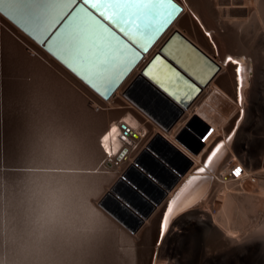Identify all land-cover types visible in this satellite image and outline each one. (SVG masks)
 Returning a JSON list of instances; mask_svg holds the SVG:
<instances>
[{
	"label": "bare ground",
	"instance_id": "6f19581e",
	"mask_svg": "<svg viewBox=\"0 0 264 264\" xmlns=\"http://www.w3.org/2000/svg\"><path fill=\"white\" fill-rule=\"evenodd\" d=\"M251 1L255 21L263 23L264 0ZM180 3L183 7V13L178 19L181 21L187 39L209 58L214 55L216 60L217 57L220 65L219 71L208 83L214 95L211 104L215 108L218 105L224 110L228 107L224 99H228L235 104V109L229 114L227 113V115L215 113L213 106V109H206L204 111L203 106L205 103L203 100L205 98L198 94L187 108H183V114L171 129L165 130L123 93V106L122 111L119 112L120 116H117L113 121L111 120L112 122L102 133H99L101 135L104 134L101 142L102 148L106 151V155H108L107 151H110L107 159L113 160V158H116L114 161L115 172L121 171L127 166L126 169L128 171L134 173L133 168H135L143 176L148 178L146 181L135 173V175H131V180L133 179L132 181L136 182L139 187L132 184L130 186L133 187L132 189L138 193L144 202L134 197L136 194L132 189L126 190V200L131 201L133 206L137 207L142 214H138L131 208V212L125 217L127 220H125L126 225L122 222L123 219H119L124 224L123 227H128L131 230L129 234L127 231H124L123 235H127L128 240H130L129 243L132 244L130 246L132 247L135 244L137 246L138 244L149 245L151 237L153 236V225L157 221L158 213L161 212L159 216L158 240L160 239L159 242L161 243L163 241V244L158 248L159 257L156 261L157 264H264V235L245 234L246 236L242 235L243 237L236 238V235L227 231V227L224 225V221L215 207L216 203H220L219 194L226 191L227 188L231 186L235 187L238 184L246 186L253 183L256 176L260 174L249 172L253 171L256 165H258L256 169L260 167L264 171V130L261 133L256 132V125L260 117L264 116V109L261 106V100L264 101V57L261 59L259 56L229 52L224 48L223 43H225V40H222V38L226 36L222 34V28H219V25L212 23L213 17L209 12L212 11L211 1L200 0L198 3L197 0H180ZM193 13H195V16ZM201 26L204 31L200 29ZM189 31L194 32L197 38L195 36L194 38ZM203 32H209L210 36L207 37H212V40L217 45V50L215 51L217 54L213 52L214 50L211 48L212 45L209 43V38ZM254 45L257 48H262L264 52L263 27L259 30L254 40ZM228 55H231L233 58L236 57V59L241 61L242 66L246 67L245 72L241 73L244 76L243 89L240 88L238 83L237 66L232 65L230 62L226 63L225 58L226 56L229 57ZM242 57L251 58L253 65ZM250 76L251 79L249 80ZM41 87L39 88L41 97H47V101L42 104V107H44L43 115H50L48 120H45V118L42 120H45L43 123L46 125V130L48 133H51V129L53 128L52 120L54 121L51 115L55 116L56 114L52 111L55 108L52 103L53 99H50L53 97L54 87L50 86V84ZM217 92L224 99H220ZM241 97L243 98L242 100ZM143 100H150V98ZM220 104H222V107ZM130 105H134L137 111L139 110L140 113L146 116V121L148 119L149 123H151L153 129L147 137H145V131L148 128L143 123L144 120H141L138 116H134L133 113L130 114V111H132L129 107ZM85 108L87 109L86 106ZM86 111H80L78 108V111L70 116L72 117L71 120L62 116L64 120L61 119V123H58L60 118L56 120L57 122H54L55 131H59V137L64 132H67L66 137H64L66 143L68 142L67 150L65 152H59L57 155L58 158L56 157L54 159L55 164L58 163L60 168L64 167L66 163L69 165V168L84 169L87 168L86 166H93L94 168L92 169H96L102 161L101 159H104L95 146V129L94 126H91L92 119L95 115L89 114V112L86 113ZM127 112H129L130 116L127 115L128 117L122 118L121 116L128 114ZM207 112L211 113L213 118L218 119L220 124H217L216 120L211 118L212 121L209 122L208 128L201 125L198 121L197 114L203 113L205 115L202 114V116L206 117ZM232 116L237 117L231 130L224 137L220 138L221 131L229 126V120ZM223 119H226L225 122ZM117 121L119 123L115 125ZM30 124L32 125L33 122ZM43 136L45 138H42L44 144L51 140L48 139V136H51L50 134ZM217 138L220 139L217 140ZM61 139L59 138V142H61ZM153 143L155 145V148L153 145V149L156 153L162 155V158L158 157L149 149ZM221 145L223 147L220 149V152L213 156L212 153L217 148H220ZM55 146L57 149L56 144L52 149ZM141 147L146 149V154L140 151ZM136 161H139L143 167L138 165ZM111 162L108 161L106 163L104 161L102 169L111 167ZM201 168L204 169L202 173L200 172ZM236 168L241 169V175L239 177L233 174ZM178 173H180V176L184 174V177L181 179ZM29 175L41 174L29 173ZM174 175L178 176L175 177ZM55 176L57 181L55 184L58 185V188L56 185L50 186L48 190L42 188L39 191L38 199H36L38 203L42 204L40 205V209L44 210L46 215H40L39 213L35 228L29 230L30 233L28 236L19 237L18 239L15 236L16 231H14L15 217L11 216V223L14 224V227L10 228L9 236L11 235L14 241L17 240L18 243L27 246L38 257L41 256L42 260L50 262V257L52 258L53 256L49 257L47 253L48 246L54 241V231L52 229L55 225L58 239V257L55 256L58 258V261L56 260L57 263L62 262L64 264L66 259L74 261L79 257V260L76 261H82L80 260L81 258L86 264H89L93 258L95 259L98 256H100V260L102 258L104 259V264L110 261L112 264H115L116 261L117 263H123L124 261L118 253L114 240H121L122 238H117L112 230L115 221L118 222V220L114 219V215H94L91 211L94 205L91 202L88 205L85 200V204H83L84 202L82 200L81 202L79 201L82 196L87 194L85 192H89L93 187L87 185L88 182L84 184L88 186H86L87 188L85 190L79 189L81 187L80 185L78 186L77 181L80 180L78 178L82 177V175L56 174ZM98 177H92L93 182L98 181ZM102 180H105V178ZM124 183L127 184V182ZM101 186L98 187L99 189L97 187L94 188L96 191L100 190L103 194V192H106L105 187L107 186ZM170 192L172 193L170 194ZM168 194L170 195L168 196ZM40 197L41 199L45 198V201L42 202ZM103 197L99 203L100 210H106L108 208L107 200L105 201L106 197ZM166 197L168 199L163 204ZM173 200H177V205L174 209L176 214L174 218L170 219L167 231H162L163 218L167 215L166 210L172 206L171 201ZM96 207L98 208L97 205ZM203 208H207L209 212L203 211ZM84 209L88 211L84 212ZM4 227L5 225H2L3 241L5 240L6 244H8L10 243V237H8ZM139 231L142 232L141 237H138ZM49 250L51 251V249ZM77 251L79 252L78 256L76 255ZM138 254L140 257H143L146 254V248L139 249ZM101 256L103 257L101 258ZM95 260L98 259L96 258ZM91 264H94V262L92 263L91 261Z\"/></svg>",
	"mask_w": 264,
	"mask_h": 264
},
{
	"label": "rangeland",
	"instance_id": "374dc122",
	"mask_svg": "<svg viewBox=\"0 0 264 264\" xmlns=\"http://www.w3.org/2000/svg\"><path fill=\"white\" fill-rule=\"evenodd\" d=\"M197 1L198 3L200 2V0ZM209 1L212 2V11H209L213 17L212 23L214 25H219V28H222V34L226 36L222 38V40H225V43H223L224 48L229 52H236L241 54L245 53L251 56H259L261 59H263L264 52L262 48H257L254 45V40L259 33V30L262 27L264 28V21L263 23L255 21L252 10V1ZM0 28H2L7 33L6 39L18 43H0V264H9V258L10 264H50V262L51 264L59 263H57L58 239L57 233L55 231V225L53 228L54 230L52 229V231H54V241L48 246L47 254H49V257H57H50V262L42 260L41 256L38 257V255H36L34 252H31L27 248V246L18 243L17 240L14 241L13 237L11 238V235L9 236L10 228L14 227V224L11 223V216L15 217L16 222L14 231H16L15 236L18 239L19 237L28 236L30 233L29 230L35 228L39 213L40 215H46L45 211L40 209V205L42 204L38 203V200L36 199H38L39 191H41L42 188H46L48 190L50 186L56 185V174L82 175V177L78 178L80 180L77 179L78 186L80 185L81 187L79 189L85 190L88 187L87 185L92 186L93 189H90L89 192L86 191L85 193L87 194L82 196L79 201L81 202L82 200L84 202L85 200L88 205L89 202H91L94 205H91L93 208V210L91 211L94 213V215H114V219L118 220V222L115 221L112 230L117 238H122L121 240H114L115 244L117 245L118 253L121 256V259H123L124 264H157L156 261L159 257L158 248H160L163 244V241L161 243L159 242L160 239L158 240L159 216L161 212L158 213L157 221L155 225H153V236L151 237L150 244H138V246L137 244H135L136 246L134 245L135 247H132L130 246L132 244L129 243L130 240H128L127 235H123L124 231H127L128 234L131 232L130 228L123 227L126 220L125 217L131 212V207L128 211H126L124 208L126 204L122 199L121 200L125 205L124 207L121 204V200H117L115 198H106L105 201L107 200L108 203V208L106 209L107 211L105 209H99V203L101 202L102 197L104 196L103 198H105L106 195L113 194L112 192L114 191H116V194L114 195H120L124 199H126V190H129L133 187L130 186V183L128 181H125L123 179V175L125 173H129L128 175H130V178L131 175H135L134 173L126 169L127 166L124 167L123 170L115 172L114 161L116 158H113V160L111 159L112 162L111 160L107 159L110 151H107L108 155H106L107 153L103 150L101 144L104 134L101 135L99 133H102V131L113 120H115L117 116H120L119 112L122 111L123 106V93H125L126 96V92L130 90V88L136 82L137 78L143 76L144 72L148 68H150V71L153 75H157L156 67H159V65L157 64V60H159V58L168 59L167 54L163 52V48L170 41L173 35L179 33L186 37V35L184 34L185 30L181 24V21L177 18V20L165 32V34L156 43V45L144 55L143 59L138 63V65L117 87L114 93L107 99L97 93L94 89H92L66 65H64L55 56L45 50L43 46L32 41L30 39V36H28L12 21L6 18L2 13H0ZM202 28L203 27L201 26L200 29ZM189 33L193 37L195 36L194 32L189 31ZM203 33L206 35V37L210 36L209 32ZM195 37L197 38V36ZM209 43L210 45H212L211 48L212 50H214L213 52L217 54V52H215L217 50V45L212 40V37L209 38ZM172 49L169 48V51L171 52ZM242 58L247 59L248 62H251V64L253 63L251 58ZM211 59L220 67L217 61V57L215 60L214 55H212ZM14 65H16V67H14ZM187 77L189 76L187 75ZM250 79L251 76L249 80ZM149 82L154 85L151 80H149ZM164 83L173 88L175 91H180V84L169 85L167 81H165ZM47 84H50V86L54 87L53 97H51L50 99H53L52 103L56 108L55 109L53 107L54 110H52L56 114L55 116L51 115V118L54 119V121L52 120L53 128L51 129V133H48V131L46 130V125H44L43 123L45 120H48L50 118V115H43L44 107H42V104L47 101V97H41V91L39 89L40 86L45 87L47 86ZM138 85L133 88V91L135 92V94H137L136 98H153V96L151 94H148L147 91L143 88L142 83H139ZM199 94L203 98H205L203 100L204 103L208 101L212 102L214 95L212 94V89H210L209 84L203 86ZM10 98L11 100L9 101ZM85 106L87 107V109L85 108ZM261 106L262 109H264L263 100H261ZM129 107L132 110L130 111V114L133 113L134 116H138L141 120H144L143 123H145L147 126L146 128H148L147 131H145V137H147L153 129L151 127V123H149L148 119L146 121V116L140 113L139 110L137 111V108H135L134 105H130ZM78 108L80 109V111L85 112V110H87L86 113L89 112V114L95 115L92 119V124H90L91 126H94L95 129L94 134L96 136L94 135V140L96 149L99 151V153H101V156L104 157V159H101L102 161L100 160L101 162L96 169H92L94 168L93 166H86L87 168L89 167V169L69 168V165H67L66 163L64 164V167H62L61 165L62 168H60L58 163L55 164L54 161L58 153L62 151L65 152L68 147V142L66 143L64 139L67 132L65 133L64 130V133L62 132V136L59 137V131H55L56 128L54 127V122L60 118L58 123H61L60 120H64L62 116L68 118V120H71L72 117L70 116L76 113V111H78ZM127 113L128 114H124L121 117L124 118L130 116L129 112ZM236 117L237 116L230 117L229 126L221 131L222 133L220 135V138L224 137L231 130ZM43 118H45V120H42ZM31 122H33L32 125L30 124ZM118 123L119 121H117L115 125H117ZM263 125L264 116L260 117V120L256 125V132L261 133L264 130ZM47 134H50L52 137L48 136V139L51 140L48 141V143L44 144L43 139L45 138L43 135L46 136ZM128 135L131 137L130 134ZM59 138H62L61 142H59ZM220 138H217V140ZM55 144L57 145V149L56 146L54 149H52ZM140 151L142 153L147 152L146 149H143V147L140 148ZM104 161L106 163L108 161L111 162L112 166L107 167V169H102ZM257 166L258 165L255 166L253 171L249 172L253 174H260L259 176H256V179L252 184L246 186L243 184H238L235 187L231 186L227 188L224 192L219 191L221 192L219 194L220 203H216L215 207L217 209V212H219L221 218L223 219L224 225L227 227V231H229L233 235H236V238L242 235L246 236L245 234L264 235V171H262L260 167L256 169ZM29 173L41 175H29ZM178 175L180 176V173H178ZM178 175L174 176L176 177ZM183 175L184 174H181V179L184 177ZM94 176L98 177V181L96 180L95 182H93ZM104 178L105 180H102ZM124 182H127V184ZM56 186L58 188V185ZM100 186H107L105 187L106 192H103V194L105 193L104 195L100 190H95L96 187L98 188ZM171 193L172 192H170V194ZM100 194L102 195V197ZM170 194H168V196ZM167 197L164 200L163 204H165V201L168 199ZM28 199L31 201L33 200V203ZM44 199L45 198H42L41 201L44 202ZM86 202H84L83 204H85ZM96 205L98 206V208L96 207ZM202 210L205 212H209L207 208H203ZM83 211L86 212L88 210L84 209ZM119 219H123L122 222H124V224L121 223ZM2 225H5L4 228L6 230V233L8 237H10V243L8 244H6L5 240L3 241ZM138 234V237H141L142 232L139 231ZM202 238L204 237L202 236ZM145 248L146 254H144L143 257H140V255L138 254L139 249ZM49 249H51V251ZM78 254L79 252L77 251L76 255L78 256ZM102 257L103 256H101V258ZM124 257L126 260L124 259ZM96 258L98 260H95ZM96 258H93L91 260L92 263L94 262V264H100V262L102 261L101 264H104L103 258V260H100V256ZM76 260H79V257H77L74 261L66 259L64 264L66 262V264H86V262L81 258L80 260L82 261ZM91 261L89 264H91ZM118 263L123 264L120 262ZM118 263L117 261L115 262V264ZM59 264L63 263L61 262ZM107 264H112V262L110 261Z\"/></svg>",
	"mask_w": 264,
	"mask_h": 264
},
{
	"label": "snow or ice",
	"instance_id": "6c2138e0",
	"mask_svg": "<svg viewBox=\"0 0 264 264\" xmlns=\"http://www.w3.org/2000/svg\"><path fill=\"white\" fill-rule=\"evenodd\" d=\"M7 4L30 35L46 44L49 51L102 95L111 92L134 64L138 51L133 50L147 51L183 13L174 0H7ZM129 52L131 56L126 55ZM171 54L198 76L216 70L211 64L192 60L183 48L176 47ZM228 62L237 66L238 83L243 89L241 73L246 67L231 56L226 58ZM157 64V75L152 76L155 82L161 86L167 81L169 85L191 87L163 60H157ZM203 171L201 168L200 172ZM233 174L239 177L241 169L236 168ZM171 205L163 218L162 231H167L176 214L177 200L171 201Z\"/></svg>",
	"mask_w": 264,
	"mask_h": 264
},
{
	"label": "water",
	"instance_id": "95a60500",
	"mask_svg": "<svg viewBox=\"0 0 264 264\" xmlns=\"http://www.w3.org/2000/svg\"><path fill=\"white\" fill-rule=\"evenodd\" d=\"M174 2L180 8L183 9V7L177 1L174 0ZM0 13H2L6 18H8L10 21H12L17 27H19L22 31H24L34 41H36L41 46H43L45 48V50H47L49 53H51L53 56H55L59 61H61L64 65H66L71 71H73L78 77H80L77 74V72L74 71L73 68L70 65L65 63L58 55H56L53 52L49 51V48H48V46L46 44H43V43L39 42L32 35H30L28 31H26L24 29V27L22 26L21 22L15 17L13 11L9 8V6L7 4V0H0ZM176 19H175V21H176ZM173 23L168 25V27L164 30V32L161 34V36L158 37L156 41H154L152 44H150L148 46L147 51L136 50V49L133 50V51H138V54L135 56L134 64L130 67L129 71L127 73H125L124 77H122L114 85L113 90L111 92L107 93V95L100 94V92H98L94 88H92L85 80H83V79L82 80L85 83H87L92 89H94L97 93H99L101 96L105 97L106 99L109 98L114 93V91L117 89V87L126 79V77L132 72V70L143 59L144 55L146 53H148L156 45V43L161 39V37L165 34V32L171 27V25ZM121 39H123V38H121ZM176 47L183 48L186 51V53L188 54V56L191 57L192 60H199V61L203 62V64H205V65L211 64V65L215 66V69H216L215 72L208 73L207 75H203L202 74L200 76L194 74V72L190 71L188 66H186L184 63H181V62H178V61L174 60L171 52L169 51V48H171V49L173 48L174 49ZM163 52L167 54L168 59L159 58V60H163L165 62V64L169 65L172 68L173 72H175V73H177L179 75L180 80L186 81L187 85H191V87H188L186 85H181V86H179L180 87V91L179 90L175 91L173 88H171L170 86H168L165 83L163 84V86H161L160 84H158L157 82H155L152 79V76H154V75L150 71V68H148L144 72V75L140 76L136 80V82L133 84V86L130 88V90H128L126 92V96L134 104H136L140 109H142L148 116H150L153 120H155L162 128H164L165 130H169L177 122V120L180 118V116L183 114V108H187L193 102V100L201 92V89L203 88V86H206L213 79V77L217 74V72L219 71L220 68L204 52H202L193 43H191L186 37H184L182 34H179V33H176V34L173 35V37L170 39V41L163 48ZM126 55L131 56L132 53L129 52ZM186 74L189 77H187ZM149 80H151V82L154 83L155 86L153 84H151L149 82ZM139 83L143 84L142 85L143 88L147 91L148 94H151L153 96V98H151L150 100H146V101H144L143 98H142V100L136 98L137 94H135V92L133 91V87L137 86ZM217 93H218V96L220 97V99H224L223 96H221L219 92H217ZM224 100H225V103L228 105V107H227L228 109L226 108V109L223 110L218 105L215 108V106H213L211 104V102L208 101L203 106L204 107V111L206 109H208V110L210 109L211 110V108L213 106L215 108V111H214L215 113H217V114L220 113L222 115H227V113L229 114L232 110L235 109V104L232 103L231 101H229L228 99H224ZM221 101H220V103H222ZM220 106L222 107V104H220ZM202 114H200V113L197 114L198 121H199V123H201V125H204L205 127L208 128L209 122L212 121V119L216 120L217 124L218 123L220 124L219 120L216 119V118H213L211 113L207 112V114H206L207 116L206 117L202 116ZM203 115H205V114H203ZM225 120L226 119H223L224 122H225ZM188 128H190V127L188 126ZM193 133L196 134L195 131H193ZM153 145H154V143L149 147V149H151L153 151V153L156 154L158 157L162 158V155H160V154L155 152V150L153 149ZM154 148H155V145H154ZM146 153H144V154H146ZM148 156H149V154H148ZM184 160H186V159H184ZM136 162L138 163V165L143 167L142 164L139 163V161H136ZM187 166H188V164H187ZM133 172L137 176H140L141 178H144L146 181L148 180L147 177L143 176L142 173H140L135 168H133ZM128 174L129 173H125L123 175V179L128 181L130 184H132V185L137 187L138 184H136V182L132 181ZM133 192L136 194V195L133 194L135 198H137L138 200L141 199V197L138 195L137 192H135L134 190H133ZM112 193L113 194L106 195V198H113V199L115 198L117 200H121L122 199L124 201V203L126 204V206L124 205L122 200H121L122 203L120 201L119 202L122 204L123 207L125 206L124 208H125L126 211H127V209H129V207H131L138 214H140V215L142 214L138 210L137 207L133 206L131 201L124 199L120 195H114V194H116V191H114ZM144 194L146 195V193H144ZM141 201L144 202L143 199H141Z\"/></svg>",
	"mask_w": 264,
	"mask_h": 264
},
{
	"label": "crops",
	"instance_id": "0c3cea01",
	"mask_svg": "<svg viewBox=\"0 0 264 264\" xmlns=\"http://www.w3.org/2000/svg\"><path fill=\"white\" fill-rule=\"evenodd\" d=\"M177 1L179 4L180 3V0H175ZM188 10V9H187ZM6 36H7V33L2 29L0 28V43H8V42H11V43H17V42H14V41H10L8 39H6ZM32 41H34L32 38H30ZM35 43H37L36 41H34ZM18 44V43H17ZM11 100V98L9 99V101Z\"/></svg>",
	"mask_w": 264,
	"mask_h": 264
}]
</instances>
